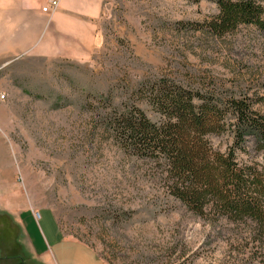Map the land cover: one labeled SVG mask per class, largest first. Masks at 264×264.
<instances>
[{
	"label": "rangeland",
	"instance_id": "1",
	"mask_svg": "<svg viewBox=\"0 0 264 264\" xmlns=\"http://www.w3.org/2000/svg\"><path fill=\"white\" fill-rule=\"evenodd\" d=\"M104 1L84 52L39 56L48 30L15 49L1 42L0 198L36 208L42 225L50 209L105 264H264L252 229L192 214L156 164L120 149L106 121L131 105L158 121L139 91L165 78L246 95L264 115V32L197 29L220 14L210 0ZM229 141L210 138L222 152ZM240 158L263 162L252 151Z\"/></svg>",
	"mask_w": 264,
	"mask_h": 264
},
{
	"label": "trees",
	"instance_id": "2",
	"mask_svg": "<svg viewBox=\"0 0 264 264\" xmlns=\"http://www.w3.org/2000/svg\"><path fill=\"white\" fill-rule=\"evenodd\" d=\"M210 1L220 14L197 29L219 38L241 26L264 32L262 4ZM139 95L159 120L137 105L115 109L106 121L120 149L156 164L167 194L195 216L245 225L264 241V115L255 102L216 88L194 90L168 78L143 86ZM212 136L229 137L225 152L214 148ZM250 151L263 162L241 160L240 153Z\"/></svg>",
	"mask_w": 264,
	"mask_h": 264
},
{
	"label": "crops",
	"instance_id": "3",
	"mask_svg": "<svg viewBox=\"0 0 264 264\" xmlns=\"http://www.w3.org/2000/svg\"><path fill=\"white\" fill-rule=\"evenodd\" d=\"M53 2H58V8L44 12L43 8ZM104 2L0 0V44L12 42L15 49L16 41L24 43L23 46L30 39L40 41L48 30L50 39L36 53L39 56L84 52L98 35L97 21ZM60 45L65 49H60ZM8 55L2 54L0 48V59ZM37 211L21 204L19 198H0V264H105L88 245L66 236L50 209H45L43 225L36 223Z\"/></svg>",
	"mask_w": 264,
	"mask_h": 264
},
{
	"label": "built area",
	"instance_id": "4",
	"mask_svg": "<svg viewBox=\"0 0 264 264\" xmlns=\"http://www.w3.org/2000/svg\"><path fill=\"white\" fill-rule=\"evenodd\" d=\"M58 8V2H53L50 6L44 7L43 11L46 13H50L55 11Z\"/></svg>",
	"mask_w": 264,
	"mask_h": 264
}]
</instances>
